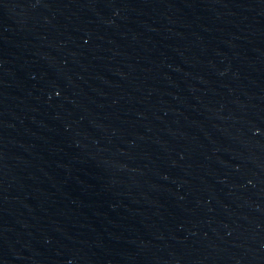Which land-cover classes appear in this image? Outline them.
<instances>
[{
  "label": "water",
  "instance_id": "obj_1",
  "mask_svg": "<svg viewBox=\"0 0 264 264\" xmlns=\"http://www.w3.org/2000/svg\"><path fill=\"white\" fill-rule=\"evenodd\" d=\"M0 264H129L95 0H0Z\"/></svg>",
  "mask_w": 264,
  "mask_h": 264
}]
</instances>
